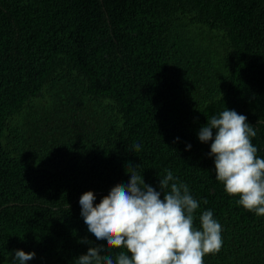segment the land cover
I'll return each instance as SVG.
<instances>
[{
	"label": "trees",
	"instance_id": "trees-1",
	"mask_svg": "<svg viewBox=\"0 0 264 264\" xmlns=\"http://www.w3.org/2000/svg\"><path fill=\"white\" fill-rule=\"evenodd\" d=\"M225 108L264 158V0H0V264H74L97 243L80 196L127 184L128 163L157 190L166 170L187 184L197 227L213 212L204 264H264V216L198 139Z\"/></svg>",
	"mask_w": 264,
	"mask_h": 264
},
{
	"label": "clouds",
	"instance_id": "clouds-1",
	"mask_svg": "<svg viewBox=\"0 0 264 264\" xmlns=\"http://www.w3.org/2000/svg\"><path fill=\"white\" fill-rule=\"evenodd\" d=\"M256 136L245 115L227 108L208 118L198 132L200 142L211 141L208 155L224 191L238 196L237 204L245 210L264 216V158L252 143ZM133 147L140 150L139 144ZM137 167L128 163L127 184L113 186L99 203L92 191L80 196L81 216L97 243L81 241L90 246L74 264H204L206 255L218 253L222 225L205 210L197 227L200 202L189 186L166 170L157 190L144 182ZM34 257V252L19 249L12 256L18 264Z\"/></svg>",
	"mask_w": 264,
	"mask_h": 264
}]
</instances>
